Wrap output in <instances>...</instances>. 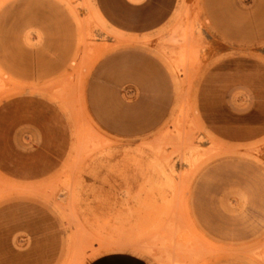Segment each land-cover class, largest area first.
<instances>
[{
	"label": "rangeland",
	"instance_id": "rangeland-1",
	"mask_svg": "<svg viewBox=\"0 0 264 264\" xmlns=\"http://www.w3.org/2000/svg\"><path fill=\"white\" fill-rule=\"evenodd\" d=\"M58 1L78 28L73 62L40 84L0 71V105L21 93L51 104L70 144L57 168L39 178L16 180L0 169V209L44 210L45 245L56 246L52 264H264V131L219 136L204 125L197 98L213 66L244 70L247 63L253 82L238 78L222 89L225 101L238 110L264 104V76L256 66L264 64V0H149L171 4L172 20L144 36L113 24L102 0ZM128 47H148L167 63L177 97L158 128L118 138L90 118L84 89L102 56ZM28 139L36 161V133L30 130ZM14 240L22 248L32 238L23 232Z\"/></svg>",
	"mask_w": 264,
	"mask_h": 264
},
{
	"label": "crops",
	"instance_id": "crops-1",
	"mask_svg": "<svg viewBox=\"0 0 264 264\" xmlns=\"http://www.w3.org/2000/svg\"><path fill=\"white\" fill-rule=\"evenodd\" d=\"M102 0L108 18L138 36L152 35L172 20V5L145 1L128 4ZM264 14V13H263ZM264 21V16L259 20ZM261 21V20H260ZM78 28L70 10L58 0H9L0 7V71L22 84H40L60 76L73 62ZM264 76V64L256 65ZM244 70L218 64L203 75L197 89L198 112L204 125L219 136L247 137L264 131V104L245 110L225 101L224 88L237 80L253 82V65ZM256 70V71H257ZM228 83V84H227ZM21 93L0 105V169L16 180L39 178L57 168V156L69 142L60 114L51 104L30 101ZM177 90L167 63L148 47H128L102 56L90 69L84 104L100 129L118 138L144 136L171 115ZM40 153L30 159L29 131ZM45 212L20 204L0 209V264H52L55 244L45 245ZM32 241L18 247L16 234Z\"/></svg>",
	"mask_w": 264,
	"mask_h": 264
},
{
	"label": "bare ground",
	"instance_id": "bare-ground-1",
	"mask_svg": "<svg viewBox=\"0 0 264 264\" xmlns=\"http://www.w3.org/2000/svg\"><path fill=\"white\" fill-rule=\"evenodd\" d=\"M181 76V75H180ZM179 77V76H178ZM16 90V89H15ZM10 92H13L12 90L10 91ZM129 149V148H128ZM154 154V153H153ZM160 155V154H159ZM155 157V156H154ZM159 157V156H158ZM155 160H157L156 159V157H155ZM154 188V187H153ZM156 190V189H155ZM161 190V189H160ZM163 196V195H162Z\"/></svg>",
	"mask_w": 264,
	"mask_h": 264
}]
</instances>
